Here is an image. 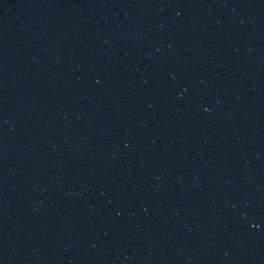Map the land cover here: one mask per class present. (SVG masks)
<instances>
[{
  "label": "water",
  "instance_id": "water-1",
  "mask_svg": "<svg viewBox=\"0 0 264 264\" xmlns=\"http://www.w3.org/2000/svg\"><path fill=\"white\" fill-rule=\"evenodd\" d=\"M0 264H264V0H0Z\"/></svg>",
  "mask_w": 264,
  "mask_h": 264
}]
</instances>
